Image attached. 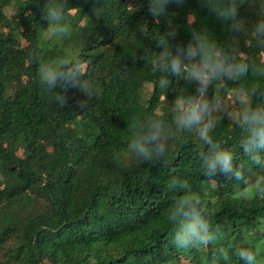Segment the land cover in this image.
I'll return each mask as SVG.
<instances>
[{
  "label": "trees",
  "instance_id": "1",
  "mask_svg": "<svg viewBox=\"0 0 264 264\" xmlns=\"http://www.w3.org/2000/svg\"><path fill=\"white\" fill-rule=\"evenodd\" d=\"M45 2L0 0V264H240L233 250L242 247L264 264V198H245L238 181L203 176L206 146L194 132L178 134L166 159L154 166L126 150L131 122L158 115L171 124L166 106L195 91L182 78L159 88L160 73L151 66L161 50L155 40L169 27L177 28L174 43H186L192 29L207 31L221 46L236 42L250 62H264V48L252 36L264 18V0L241 7L239 34L199 0L170 5L159 23L149 0L134 6L130 0H66L72 32L60 39L47 38L38 27H47L41 19ZM30 52L41 60L65 53L80 60L96 87L87 107H79L86 97L70 89L67 106L54 109ZM244 83L264 86V78L250 73ZM233 87L226 82L214 91L226 101ZM217 115L214 142L233 152L245 175L259 172L243 153L241 128ZM19 144L26 146L25 156L17 153ZM173 178L187 180L210 210L214 243L176 247V229L167 219L181 194L169 187ZM209 183L218 186L202 193Z\"/></svg>",
  "mask_w": 264,
  "mask_h": 264
},
{
  "label": "clouds",
  "instance_id": "2",
  "mask_svg": "<svg viewBox=\"0 0 264 264\" xmlns=\"http://www.w3.org/2000/svg\"><path fill=\"white\" fill-rule=\"evenodd\" d=\"M216 19L229 22L233 33L244 31L240 20V9L247 0H199ZM185 0H149L150 15L156 23L169 12V6L182 7ZM66 0H46L41 8V19L47 27L40 25L47 38L69 37L72 28L66 15ZM264 17V5L260 6ZM252 36L257 45L264 48V18L254 26ZM177 28L169 27L160 35L156 45L161 50L151 58L154 72L160 73L156 82L160 89L167 90L173 78L183 79L188 85H195L191 95L179 96L172 102V123L158 115H149L128 125L130 136L127 151L142 163L156 165L166 159L169 143L180 133L194 132L206 151L200 154V172L214 179L223 176L243 185L245 198H264V86L244 83L251 73L253 77L264 78V62L249 61L233 42L227 47L215 42L207 31L192 29L190 39L174 43ZM29 59L38 64V83L49 94L50 105L63 110L68 104L67 93L76 89L86 99L79 102L85 109L87 101L96 94V87L87 75L84 64L69 53L52 60H41L38 52H30ZM232 82L230 89L232 105L217 95L214 87ZM212 90L209 94V90ZM218 113H223L242 130L240 141L245 157L260 171L245 175L243 165L236 164L232 151L214 142L211 133L219 123ZM169 187L181 192L167 212L169 223L175 226L174 242L177 248L199 249L214 243L217 233L211 224V213L201 196L192 191L187 180L173 178ZM233 254L240 264H257L256 255L249 248H238ZM229 264L231 261L229 260Z\"/></svg>",
  "mask_w": 264,
  "mask_h": 264
},
{
  "label": "rangeland",
  "instance_id": "3",
  "mask_svg": "<svg viewBox=\"0 0 264 264\" xmlns=\"http://www.w3.org/2000/svg\"><path fill=\"white\" fill-rule=\"evenodd\" d=\"M136 3H138V0H130L129 2V5H136ZM14 13V9L13 8H9L7 9V14H9L10 16ZM18 75L22 76L21 75V72H17ZM229 104L232 105V108H234V104L232 103L231 101V96L228 97V99L226 100ZM171 109H172V105H167L166 108H165V115L172 121V112H171ZM17 153L20 155V156H25L27 154V148L24 144H19L17 146ZM130 160V155L129 153L126 154L125 156V161H129ZM217 184L216 183H209V184H206V185H203L200 187V190L202 193H207V192H211L213 190H215L217 188ZM187 262V261H186ZM184 264H189V263H184Z\"/></svg>",
  "mask_w": 264,
  "mask_h": 264
}]
</instances>
